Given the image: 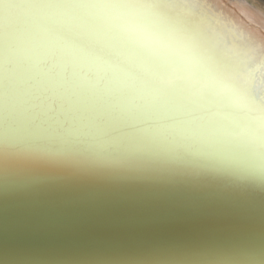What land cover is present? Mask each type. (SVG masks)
I'll return each mask as SVG.
<instances>
[{
  "label": "water",
  "instance_id": "obj_1",
  "mask_svg": "<svg viewBox=\"0 0 264 264\" xmlns=\"http://www.w3.org/2000/svg\"><path fill=\"white\" fill-rule=\"evenodd\" d=\"M103 2L0 0V264H264V149L142 89L103 14L39 7Z\"/></svg>",
  "mask_w": 264,
  "mask_h": 264
},
{
  "label": "clouds",
  "instance_id": "obj_2",
  "mask_svg": "<svg viewBox=\"0 0 264 264\" xmlns=\"http://www.w3.org/2000/svg\"><path fill=\"white\" fill-rule=\"evenodd\" d=\"M45 10L77 8L103 14L107 32L114 40L110 62L134 57L146 70L136 76L142 89L160 97L183 93L195 96L229 124L220 127L233 136L245 135L264 149V108L244 111L239 84L222 68L204 70L170 42L167 26L158 18L157 5L150 0H107L78 5H41ZM82 51L81 55H90ZM230 125V126H229ZM259 175V174H258Z\"/></svg>",
  "mask_w": 264,
  "mask_h": 264
},
{
  "label": "bare ground",
  "instance_id": "obj_3",
  "mask_svg": "<svg viewBox=\"0 0 264 264\" xmlns=\"http://www.w3.org/2000/svg\"><path fill=\"white\" fill-rule=\"evenodd\" d=\"M152 1L167 19L162 22L173 47L202 69H225L239 84L244 111L264 108V0ZM103 32L109 34L105 26ZM191 100L200 102L195 96Z\"/></svg>",
  "mask_w": 264,
  "mask_h": 264
}]
</instances>
